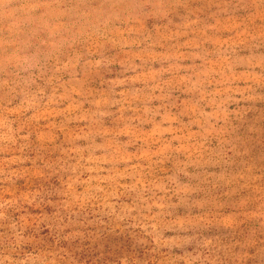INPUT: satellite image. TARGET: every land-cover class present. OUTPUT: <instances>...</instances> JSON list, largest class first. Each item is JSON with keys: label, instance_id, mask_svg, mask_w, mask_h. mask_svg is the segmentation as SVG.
<instances>
[{"label": "rangeland", "instance_id": "1", "mask_svg": "<svg viewBox=\"0 0 264 264\" xmlns=\"http://www.w3.org/2000/svg\"><path fill=\"white\" fill-rule=\"evenodd\" d=\"M0 264H264V0H0Z\"/></svg>", "mask_w": 264, "mask_h": 264}]
</instances>
